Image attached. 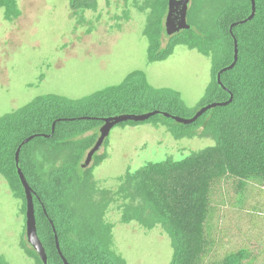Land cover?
Segmentation results:
<instances>
[{
  "label": "trees",
  "instance_id": "1",
  "mask_svg": "<svg viewBox=\"0 0 264 264\" xmlns=\"http://www.w3.org/2000/svg\"><path fill=\"white\" fill-rule=\"evenodd\" d=\"M18 1L0 0V9L10 20L21 13ZM70 2L78 14L85 9L96 10L99 0ZM144 2V8H140L149 10L145 35L149 38L151 60L167 58L179 44L211 57L214 80L189 117L207 104L228 100L230 94L224 86L234 96L229 104L211 108L191 124L162 114L147 121L168 126L176 138L209 137L215 143L178 160L150 161L135 171L128 170L116 192L96 187L92 166L83 168L81 162L99 137L102 118L154 110L186 117L189 112L179 91L152 86L145 73L138 70L122 83L81 99L48 93L0 117V174L16 196L24 200L26 213L15 154L26 138L38 134L22 146L20 164L36 191L38 234L48 253V264L63 261L42 204L55 224L63 254L71 263L126 264L113 250V226L104 221L109 205L119 201L125 222L138 221L146 228L162 225L172 241L171 264H262L264 245L254 251L247 244L227 249L214 216L218 206L213 192L217 183H229L237 199L233 207L240 208L251 184L264 185V0H256L252 20L233 28L239 60L233 69L222 74L223 86L216 80L217 73L234 58L229 28L250 15L251 0L207 2L210 7H205V13L202 7L206 2L192 3L188 13L192 27L165 46L168 0ZM191 11L201 15L196 17ZM80 19L83 21L82 16ZM56 120L54 134L48 136ZM139 123L143 122L129 120L117 125ZM88 132L92 134L87 135ZM35 141L39 144L30 149ZM60 158L63 162L57 166ZM100 158L97 152L94 161L97 163ZM25 248L36 257V264H44L33 247ZM0 264L9 263L0 257Z\"/></svg>",
  "mask_w": 264,
  "mask_h": 264
},
{
  "label": "rangeland",
  "instance_id": "2",
  "mask_svg": "<svg viewBox=\"0 0 264 264\" xmlns=\"http://www.w3.org/2000/svg\"><path fill=\"white\" fill-rule=\"evenodd\" d=\"M215 1L191 0L189 6L206 2L201 9L205 13L208 3ZM70 3L19 0L21 13L13 20L0 9V117L48 93L81 99L122 83L138 70L152 86L179 91L189 108L186 117L200 106L214 80L211 57L179 44L167 58L151 60L145 35L149 10L140 8L144 0H99L96 10L78 14ZM198 13L191 11L196 17L201 15ZM163 39L165 46L170 39L166 35ZM214 143L209 137L176 138L168 126L152 121L116 125L98 152L101 160L90 165L93 180L99 189L116 192L128 170L135 171L150 161L178 160ZM38 144L35 141L29 148ZM62 162L60 158L56 165ZM213 193L218 206L214 216L227 249L244 244L253 251L262 247L264 185L251 184L240 208L233 207L237 199L229 183H217ZM121 203L112 202L104 216L106 224L113 226V250L126 264H171L172 241L162 225L146 228L138 221L125 222ZM23 206L24 200L0 174V257L9 264L37 263L25 248L30 245Z\"/></svg>",
  "mask_w": 264,
  "mask_h": 264
},
{
  "label": "water",
  "instance_id": "3",
  "mask_svg": "<svg viewBox=\"0 0 264 264\" xmlns=\"http://www.w3.org/2000/svg\"><path fill=\"white\" fill-rule=\"evenodd\" d=\"M191 0H168V14L166 16V31L168 34H174L177 33L183 29H190L191 24L188 22L187 16H188V10H189V3ZM251 5H252V10L251 13L248 17H246L243 20L236 21L230 26V32L233 36L234 39V58L233 61L220 69L217 73V81L220 85L223 86L222 83V74L227 71L233 69L238 60H239V45H238V40L236 36L234 35L233 28L234 26L247 23L249 20H252L256 14V0H251ZM226 91L229 92L230 98L225 101H219V102H212L210 104H207L200 109L196 111V113L191 116V117H181V116H176L171 113H168L166 111L162 110H154L150 111L147 113H141V114H121V115H116V116H111V117H104L102 118V121L104 122L103 125L99 129V137L94 144V146L88 151L85 161L82 163L83 168H87L91 165L94 155L101 150V148L104 145L105 140L108 138L110 135L111 130L113 127H115L117 124L125 121H136V122H145L149 120L151 117L155 116L156 114H162L167 117H172L176 121L184 124H191L195 122L199 117H201L205 112L210 110L211 108L215 106H221V105H226L229 104L233 100V94L230 91L229 88L225 87ZM58 120L54 121L53 127H52V133L49 134L48 136H52L55 131V127L57 124ZM38 134L32 135L28 138H26L22 144L18 147L16 154H15V159H16V166H17V171L21 180V183L24 187L25 191V197H26V237H27V242L28 244L33 247L36 252L38 253L39 257L41 258L42 262L44 264H48V253L46 251V248L38 234V224H37V218H36V210H35V201L34 197L36 196V191L34 188L31 186L29 183L22 167L20 164V154H21V149L22 146L27 143L28 141L32 140L35 138ZM54 234H55V241H56V247L58 249V252L63 260V264H73L71 263L62 253L60 243H59V237L57 235L56 227L55 224L52 220H50Z\"/></svg>",
  "mask_w": 264,
  "mask_h": 264
},
{
  "label": "flooded vegetation",
  "instance_id": "4",
  "mask_svg": "<svg viewBox=\"0 0 264 264\" xmlns=\"http://www.w3.org/2000/svg\"><path fill=\"white\" fill-rule=\"evenodd\" d=\"M189 5H190V3H189ZM168 8H169V5H168ZM188 13H189V10H188ZM167 14H168V11H167V13H166V16H167ZM187 19H188V22L190 23V21H189V17L187 16ZM165 23H166V18H165ZM191 24V23H190ZM231 26V25H230ZM165 27V35L166 36H168V38L171 40L173 37H176V36H179V35H181V34H184V32L185 31H187V30H189V29H183V30H181V31H179V32H177V33H174V34H168L167 33V31H166V26H164ZM191 27H192V24H191ZM233 32H234V29H233ZM229 34L231 35V37L233 38V36H232V34H231V32H230V29H229ZM234 35H235V32H234ZM233 41H234V39H233ZM216 80H217V76H216ZM103 125V124H102ZM101 125V126H102ZM100 126V127H101ZM94 160V159H93ZM37 197V195L34 197V199ZM35 201V200H34ZM42 207H43V210H44V213H45V215L47 216V219H49V221L50 220H52L51 219V217L49 216V214H48V212H47V208H46V206L44 205V204H42ZM35 210H36V203H35ZM53 221V220H52ZM51 223V222H50ZM56 231H57V229H56ZM54 232V231H53ZM57 235H58V232H57ZM58 237H59V235H58ZM55 243H56V241H55ZM59 243H60V239H59ZM60 247H61V245H60ZM58 250V249H57ZM61 250H62V248H61ZM59 253V252H58ZM62 253H63V251H62ZM60 255V254H59ZM61 257V256H60ZM62 259V258H61ZM63 261V260H62Z\"/></svg>",
  "mask_w": 264,
  "mask_h": 264
}]
</instances>
